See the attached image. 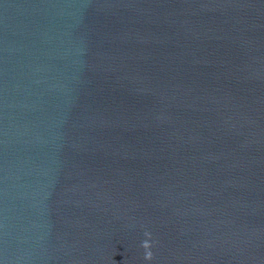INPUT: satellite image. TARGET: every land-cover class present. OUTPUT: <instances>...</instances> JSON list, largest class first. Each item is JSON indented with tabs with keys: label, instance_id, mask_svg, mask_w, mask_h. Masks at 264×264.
I'll return each mask as SVG.
<instances>
[{
	"label": "water",
	"instance_id": "1",
	"mask_svg": "<svg viewBox=\"0 0 264 264\" xmlns=\"http://www.w3.org/2000/svg\"><path fill=\"white\" fill-rule=\"evenodd\" d=\"M0 264H264V0H0Z\"/></svg>",
	"mask_w": 264,
	"mask_h": 264
},
{
	"label": "clouds",
	"instance_id": "2",
	"mask_svg": "<svg viewBox=\"0 0 264 264\" xmlns=\"http://www.w3.org/2000/svg\"><path fill=\"white\" fill-rule=\"evenodd\" d=\"M147 245H148V243H145V244H144V247H145V248H148ZM146 258L149 259V260L152 258V254H151V252H149V253L147 254V257H146Z\"/></svg>",
	"mask_w": 264,
	"mask_h": 264
}]
</instances>
